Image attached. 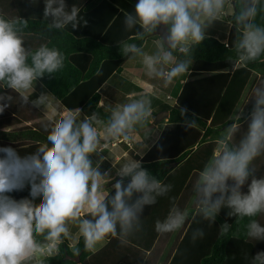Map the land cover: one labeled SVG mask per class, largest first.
Returning a JSON list of instances; mask_svg holds the SVG:
<instances>
[{
	"label": "clouds",
	"instance_id": "9594fccd",
	"mask_svg": "<svg viewBox=\"0 0 264 264\" xmlns=\"http://www.w3.org/2000/svg\"><path fill=\"white\" fill-rule=\"evenodd\" d=\"M226 18L235 28L230 45L235 61L250 63L264 57V22H260L264 21V0H138L134 12L124 13V29L132 35L117 44L123 56L139 57L147 75L167 86L188 74L193 48L205 40L206 29L213 22ZM82 19L77 5L44 0L48 32L68 25L76 29ZM162 25L166 31L157 34ZM27 28V19L0 15V89H11L23 104L29 103L37 80L61 71L66 60L58 47L47 43L29 46ZM151 37L157 38L156 49L149 53L142 44ZM48 96L42 93L31 101L32 106L46 108ZM249 100L253 103L247 130L236 139L241 117L235 113L229 119L233 123L216 142L215 154L197 175L195 210L190 213L173 203L167 217L156 221L158 233L181 229L190 215L213 224L226 208L229 217L249 218L245 225L248 239L264 241V224L255 219L264 214V176L257 178L252 167L253 161L264 155V83L252 89L243 105ZM12 102V95L0 93V113ZM180 111L185 116L188 110ZM154 119L151 96L141 94L110 107L103 118L98 112L82 117L79 109V115L67 112L47 121L43 124L46 140L30 156L21 158L11 147L0 148L4 154L0 157V264H43L37 255L59 254L61 245L73 238L70 226L82 238L85 251L93 250L108 236L125 243L139 232L145 206L156 204L172 186L131 157L115 167L120 179L110 194L104 186L113 178L108 171L101 173L99 163L94 164L90 157L107 144L129 140L137 132L149 135L148 126ZM184 127H197L196 119L186 118ZM125 178L129 182L125 183ZM26 184L31 186V199L17 201L8 195L23 190ZM246 184L245 193L242 188ZM38 198L42 199L37 204ZM231 228L227 222L219 227L221 234ZM204 235L203 229L197 228L191 239L195 242ZM80 250L74 249L77 255ZM251 264H264V251L252 256Z\"/></svg>",
	"mask_w": 264,
	"mask_h": 264
},
{
	"label": "trees",
	"instance_id": "16d2710c",
	"mask_svg": "<svg viewBox=\"0 0 264 264\" xmlns=\"http://www.w3.org/2000/svg\"><path fill=\"white\" fill-rule=\"evenodd\" d=\"M65 2L69 7L75 4L80 8L83 19L76 29L68 25L63 30L48 32V21L43 20L44 0H0V15L28 20L25 41L29 46L35 48L47 43L64 52V68L38 80L69 109L95 112L100 99L99 87L127 58L120 53L117 42L132 35L124 29V13L134 12L138 0ZM234 38L235 28L231 24L225 41L206 35L192 50L188 74L175 80L178 94L175 93L174 102L166 108L168 122L140 160L145 169L172 189L158 197L156 204L145 206L138 244L130 241L132 236L125 243L109 236L103 247L92 252L83 250V240L79 237L75 244V248L81 249L78 255L65 241L59 254L44 253L38 260L43 264H251L252 256L264 251V241H253L245 235L249 218L229 217L226 208L221 209L213 224L190 215L177 231L161 234L155 230L156 221L167 217L173 203L190 213L195 210L193 185L197 175L215 154L216 142L224 128L233 123L229 119L235 113L241 117L236 139L247 130L253 102L243 104L252 89L264 83V57L250 63L236 62L230 47ZM0 93L13 96V102L0 113V148L11 147L21 158L25 153L30 156L39 145L34 139L47 136L41 121L43 114L37 112L30 100L28 104L21 103L11 89H0ZM242 106V111H237ZM183 108L188 110L185 116L181 115ZM186 118H195L197 127L186 129ZM3 155L0 153V157ZM252 167L257 178L264 176V155L257 157ZM250 180L251 177L248 183ZM127 182L129 178H125ZM30 187L26 184L23 190L8 195L17 201L31 199ZM242 192H247V184ZM110 194H114V188ZM40 199L36 200L37 204ZM255 219L264 224V214ZM225 222L232 228L221 234L219 227ZM197 228H202L205 235L193 242L192 232Z\"/></svg>",
	"mask_w": 264,
	"mask_h": 264
},
{
	"label": "crops",
	"instance_id": "0c3cea01",
	"mask_svg": "<svg viewBox=\"0 0 264 264\" xmlns=\"http://www.w3.org/2000/svg\"><path fill=\"white\" fill-rule=\"evenodd\" d=\"M225 20H226L227 24L230 26V24L228 22V18H226ZM220 22H222V21H215L214 25L220 24ZM214 29L215 28L213 27L211 31H208V34L209 35L212 34L222 41H225L227 39L228 33L225 34L224 37H220L218 35V32L214 31ZM228 30H229V28H228ZM206 33H207V31H206ZM157 34H159V33H157ZM156 39H157L156 37H151L149 40L145 41L142 44V46L146 52L152 53L155 51L156 43L152 42V40L156 41ZM190 67H191V65H190ZM119 76H120L121 80H125V81L122 83L118 82V81H120L118 79ZM111 79H112L113 87L115 90L112 92L113 93L115 92V95L118 93V88L116 87V83L119 84V87L120 86L122 87L123 84L127 83L126 81L130 82L131 84H136V85L140 86V88L145 92H148L150 94L152 92V95L156 96V97L159 96L160 91L166 92V90H167L166 97L169 99L170 105H172V103L175 100L176 95L178 94V91L175 92V86H176L175 80L173 81L172 85H170V86L169 85H167V86L162 85L161 82L158 80L159 78H155V77H151V76L147 75L146 69H144L139 57H136V58L127 57L121 63L120 68L113 71V73L99 87L98 91L100 93V99H99V102L97 104L98 107L102 106L101 104L103 103L104 98H106L105 94H103L101 92V89L106 85H111L112 82L109 83V80H111ZM175 93H177V94L175 95ZM167 95H169V97ZM39 96H40V92H39V94H37L36 92H33V94L30 95V97H29L30 102L36 100ZM116 97H114L112 99L116 100V102H117ZM37 109L42 110V113L45 114V116L41 117V121H43V124L49 120H54V119L62 116L64 113H67V112H73V113H76L77 115H79V109L76 111L71 110L67 106H65L60 100H58V103H54L53 101L49 100V103L47 104L46 108L44 106H41ZM80 111H81L82 117L85 115L90 116L94 113V112L84 113L86 110L83 108H80ZM153 112H154L155 119H154L153 124H150L148 126V129L150 130L149 135L144 136L142 134V136H138L135 133L129 140L121 139L120 141H117L116 143H113L114 142L113 141L110 143L109 148L107 146L104 148L102 147L103 151H101L97 154H93L90 157L93 160L94 164L99 163V170L101 171V173L108 171L110 173V176L113 178L112 180H110V182L108 184H106L104 186L105 189L108 190L109 192L113 191L112 185L116 182L117 179H120L116 175L117 169L115 167H118L119 165L124 163L126 160L130 159L131 157L135 160H141L143 155L158 140L165 124L168 122L169 112H167V109H164L163 111H161L160 113L157 114L158 111H156L153 108ZM38 116L39 115L37 114V117ZM22 137H23V135H22ZM45 140L46 139H44V138L34 139L36 144H40V143L44 142ZM102 142L103 141H101V143ZM137 153H139V154H137ZM27 156H28V154L25 153L23 158L27 157ZM113 165H114V167H113ZM70 229H71V232L73 234V238H72V240H70L68 242H69V246L72 249H74L75 244L77 243L79 236L77 234V230L74 227L70 226ZM139 236H141L140 233L136 232L134 235H132V238H130V241H133L137 245ZM108 240H109V236L106 237L104 240H102L99 244H97V246L91 251L92 252L97 251L98 249L103 247L108 242ZM39 258H41V255L39 257H37V260ZM33 262L35 263L36 261H33Z\"/></svg>",
	"mask_w": 264,
	"mask_h": 264
},
{
	"label": "rangeland",
	"instance_id": "374dc122",
	"mask_svg": "<svg viewBox=\"0 0 264 264\" xmlns=\"http://www.w3.org/2000/svg\"><path fill=\"white\" fill-rule=\"evenodd\" d=\"M214 24H215V22H213V24L206 29V31H207L206 35H209L208 34V31H211L213 27L215 28L214 31L218 32V35L220 37H224V35L228 33L227 31H228L229 25L227 24L226 20L220 22V24H216V25H214ZM152 42H155V41L152 40ZM118 79L120 80L118 82H121V83L125 81V80H121L120 76L118 77ZM158 80L161 82L162 85H165L164 82L161 79H158ZM111 82H112V79L109 80V83H111ZM126 82L127 83L123 84L122 87L121 86L119 87V84L116 83V87L118 88V93L116 95H115V92L114 93L112 92V91H115L114 90V87H113V82H112L111 85H106V86H104L101 89V92L103 94H105L106 98H104L103 103L101 104L102 106H99L98 109L95 112H98L102 118L107 115V111H108V109L110 107H114V106H116L118 104L126 103L130 99L135 98V97H138L141 94H149L151 96V98H152V107L156 111H158L157 114L160 113L161 111H163L164 109H166L170 105V103H169L170 101L166 97L167 90H166V92L165 91H160L159 96L156 97V96H153L152 95V92L150 94L148 92L143 91L140 88V86H138L136 84H131L128 81H126ZM170 85H172V84H170ZM38 91L40 92V95L42 93L43 94H46V95H49L48 96V99L49 100L53 101L54 103H58V100L51 95V93L49 92V90L44 85H42L39 80H37V82H36L34 92H36L37 94H39ZM167 96L169 97V95H167ZM114 97L117 98V102H116V100L112 99ZM27 112L29 114L37 115V113H35V112L34 113H32L30 111H27ZM37 112H39V113L41 112V114H43L42 113V110H39L38 109ZM90 112H92V111L86 110L84 113H90ZM43 116H45V114H43ZM136 134L138 136H142L143 132H141V133L140 132H137ZM107 147L108 148L110 147V143L107 144ZM40 255L41 254H38L37 257H39ZM32 264H34V262H32Z\"/></svg>",
	"mask_w": 264,
	"mask_h": 264
},
{
	"label": "water",
	"instance_id": "95a60500",
	"mask_svg": "<svg viewBox=\"0 0 264 264\" xmlns=\"http://www.w3.org/2000/svg\"><path fill=\"white\" fill-rule=\"evenodd\" d=\"M164 31H166V28H165V26L162 25V26L160 27V29H158V33H159V34H162Z\"/></svg>",
	"mask_w": 264,
	"mask_h": 264
},
{
	"label": "built area",
	"instance_id": "2783aa9c",
	"mask_svg": "<svg viewBox=\"0 0 264 264\" xmlns=\"http://www.w3.org/2000/svg\"><path fill=\"white\" fill-rule=\"evenodd\" d=\"M116 143V142H115ZM102 146H105V145H102Z\"/></svg>",
	"mask_w": 264,
	"mask_h": 264
}]
</instances>
